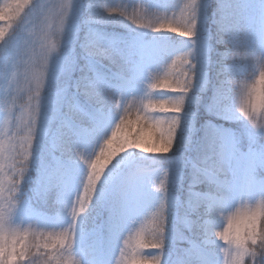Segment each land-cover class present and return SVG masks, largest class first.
<instances>
[{
    "label": "clouds",
    "instance_id": "obj_1",
    "mask_svg": "<svg viewBox=\"0 0 264 264\" xmlns=\"http://www.w3.org/2000/svg\"><path fill=\"white\" fill-rule=\"evenodd\" d=\"M27 4L18 0L16 8ZM122 5L33 0L15 26L10 5L0 7L7 21L0 25V264H47L37 252L54 253V264H199L194 246L214 248L215 264H254L264 255V0L251 9L239 0L138 3L131 14ZM101 24L153 38L138 90L93 68L131 59L127 42L98 36ZM209 85L204 111L241 134L210 120L195 127ZM9 88L14 104L4 96ZM72 118L92 122L87 148L63 127ZM34 164L38 176L27 187ZM54 174L61 179L49 185ZM125 194L123 225L112 231ZM32 201L51 214L29 211ZM170 240L188 248L166 259Z\"/></svg>",
    "mask_w": 264,
    "mask_h": 264
},
{
    "label": "trees",
    "instance_id": "obj_2",
    "mask_svg": "<svg viewBox=\"0 0 264 264\" xmlns=\"http://www.w3.org/2000/svg\"><path fill=\"white\" fill-rule=\"evenodd\" d=\"M239 3L241 5H244L246 7H248L249 9H251L253 6H255L256 4V0H239ZM215 8V4L212 3L208 8H207V15L209 17V24H208V27H209V31L212 35V45L214 46V43H215V26L211 24V17H212V13H213V10ZM83 15L86 16L87 13L86 11L84 10V6H83ZM19 21V19L16 20V22L12 21V25L15 26V24ZM3 21H0V25L2 24ZM6 25H7V21H5ZM5 25V26H6ZM97 29H98V32L99 34H101L102 36H105L107 38H109L110 40H113V39H119V40H123L127 43L129 42H133V41H140V42H144L145 44H148V45H152V40L153 38L149 36H145V37H131L128 33V31H126L125 29H122L121 27L118 28V26H114V25H98L96 26ZM9 30V29H8ZM84 36V30L83 28L80 30V38H83ZM170 39L172 40H178L179 38H176V37H170ZM153 46V45H152ZM216 57H215V54L212 55V60H215ZM79 63H81L80 61H78V64H77V67L79 66ZM93 68L96 70V71H107L109 72V70L111 71V67L109 65V63L107 61H104L102 63H96L94 62L93 63ZM214 73L212 71H210V78L212 79ZM210 79V80H211ZM210 96H211V86L209 85V87L200 95V104H199V110L197 112V115L195 117V120H194V125L197 129L200 128V126L202 124H204L205 121H212V123L218 125V126H221L223 128H226V126H228L229 124L225 121H221V120H218L216 118H214L213 116L209 115L208 113H206L204 111V106L205 105H208L210 103ZM71 124H72V127L74 128V130L76 131L77 133V137H74V138H78L80 143H87V144H91L92 143V140H93V137L91 135V130H92V127H93V124L92 122H89L88 123H81L75 119H72L71 121ZM56 125L54 124V127L53 129H55ZM91 127V128H90ZM82 132L81 134L79 132ZM199 135H200V132L197 131L196 133V137L195 139H198L199 138ZM53 157L55 158V163L56 164H60V163H63V161L66 159L65 156H61L58 152L56 153H53L52 154ZM45 159L48 160L49 157L47 155H45ZM38 165L37 164H34L33 165V169L32 171H30L29 173V177H30V182L28 185H26L27 187H31V186H34V182L36 181L37 179V176H38ZM185 182H187V173H185ZM200 191H204V188L201 187ZM29 196H31V192L28 193ZM180 195H183V192L181 191L180 192ZM29 211H37V212H41V211H47L49 214H51V209H45L41 203L39 201H32L31 203V208L29 209ZM19 219V217H18ZM104 219V216L103 214H101V216L99 217V220H97V222L99 223L100 221H102ZM179 248H188V244L187 243H178L177 241L175 240H170L168 242V244L166 245V251L170 252L171 253V256L174 257L176 254H177V251ZM199 249H202V247H197V246H194L192 249H191V252H193V256L194 257H197L199 256V252L197 250Z\"/></svg>",
    "mask_w": 264,
    "mask_h": 264
},
{
    "label": "rangeland",
    "instance_id": "obj_3",
    "mask_svg": "<svg viewBox=\"0 0 264 264\" xmlns=\"http://www.w3.org/2000/svg\"><path fill=\"white\" fill-rule=\"evenodd\" d=\"M6 2H9V0H0V5L4 4ZM16 2H18V0H16ZM32 2H33V0H28V4L25 5L21 11V16H23L24 13L28 10V6ZM115 2H117L118 5L120 3L124 4V5L119 7V9H118L119 11L126 10L129 14H131L134 10L132 7H129L131 5H135L138 3H145L151 7L167 6L170 8L176 3V0H115ZM82 10H83V6L81 8L82 17H83L84 15H83ZM135 11L138 15L142 14V9H140L138 6L136 7ZM17 19H19V18L13 19V22L14 21L16 22ZM5 23L6 22L3 21L1 25H6ZM101 25H109V24H101ZM110 25H112V24H110ZM114 26H116V25H114ZM119 27L120 26H118V28ZM82 28L83 27H81V29ZM121 28L125 29L123 27H121ZM10 30L11 29H9V31ZM97 34L102 39L106 40L108 43L112 42V40H110L109 38H107L105 36H102L101 34H99V32ZM136 36L139 37V39H140V37H145V36L150 37V35H144V36L136 35ZM82 39L83 38H80V31H79L78 41L82 40ZM127 47L131 49V52L129 53L126 49L123 54L126 56L130 55L131 59L128 63H124L122 59L117 57L114 64H109L111 67V71L110 70H109V72H107V71H103V72L100 71L99 72L96 70L95 71L97 72V74L99 76L107 79L108 81H110L114 85H118V86L124 87V88H130L132 90H138V89H136L135 84H136V81L138 80V78L140 76L142 66L146 63L151 62L154 59L153 46L145 44L144 42L142 43L140 41H133V42L127 43ZM75 51L77 54V59L79 61L80 50H79L78 46L76 47ZM209 79H211L210 78V72H209ZM72 119H75L81 123H88V121H89V120L83 119V118H72ZM228 124L229 125L226 126L225 129H229V130H231L237 134H241L239 125L233 124V123H228ZM53 127H54V124L52 125V128ZM79 133L81 134L82 132L80 131ZM90 145L91 144H87L85 142L82 143V146H84L85 148H87ZM197 251L199 252V256H197L195 258H197L199 260V264H215L216 252H215L214 248H202V249H199ZM192 255H193V252H192ZM165 258L166 259L172 258L171 253L166 251V250H165Z\"/></svg>",
    "mask_w": 264,
    "mask_h": 264
},
{
    "label": "snow or ice",
    "instance_id": "obj_4",
    "mask_svg": "<svg viewBox=\"0 0 264 264\" xmlns=\"http://www.w3.org/2000/svg\"><path fill=\"white\" fill-rule=\"evenodd\" d=\"M5 4L10 5V7L5 8V11L11 13L13 19L19 18V20H20L24 17V15L21 16V11H22L23 7H20L18 9L16 8V4H17L16 0H9V2H6L2 5H0V7H4ZM209 55L210 54H209L207 45H202V56H203V59L205 61L208 60ZM14 95H15L14 92L10 88L8 90H6L4 92L6 102L9 104H14ZM63 127L67 128V129H72V124H71L70 120H65L63 122ZM102 163H103V161H101V164ZM60 179H61V177L59 174H54L48 178V184L54 185ZM127 202H128V195L125 194V197L121 201V203L114 208L113 215H112V218L110 221V228L112 231H118L122 227L123 221L125 218V214H126V210H127ZM37 255H43L44 257H46L47 264H54V253H52V252H43V253L37 252ZM29 259H30V256H29ZM25 264H27V259L25 261ZM254 264H264V255L256 257L254 259Z\"/></svg>",
    "mask_w": 264,
    "mask_h": 264
}]
</instances>
